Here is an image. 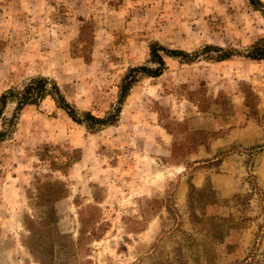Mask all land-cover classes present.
I'll return each mask as SVG.
<instances>
[{
	"label": "rangeland",
	"instance_id": "374dc122",
	"mask_svg": "<svg viewBox=\"0 0 264 264\" xmlns=\"http://www.w3.org/2000/svg\"><path fill=\"white\" fill-rule=\"evenodd\" d=\"M81 19L93 25L87 60L72 52ZM152 42L188 55L160 52L159 75L138 71L114 123L88 129L49 95L16 112L0 140V222L11 226L0 230V251L22 246L37 261L24 242L53 243L56 264H205V252L216 254L213 264H237L250 254L264 229V59L243 54L264 46V13L249 0H0V94L43 76L77 112L104 116L130 68L156 66ZM224 52L231 54L219 59ZM242 83L257 95L256 111L244 104ZM14 109L8 101L3 116ZM248 123L261 131L257 141L224 143L228 130ZM43 146L77 149L80 157L63 174L40 157ZM45 175L68 188L54 203V225L36 224L46 214L29 194ZM206 178L220 199L243 196L207 206L208 214L231 213L240 222L210 246L202 245L186 205L188 183L201 187ZM89 204L100 210L96 226L102 220L108 228L87 255V240L70 252L67 238L76 239L78 211ZM26 215L35 222L29 230ZM260 235L250 264H264Z\"/></svg>",
	"mask_w": 264,
	"mask_h": 264
},
{
	"label": "trees",
	"instance_id": "16d2710c",
	"mask_svg": "<svg viewBox=\"0 0 264 264\" xmlns=\"http://www.w3.org/2000/svg\"><path fill=\"white\" fill-rule=\"evenodd\" d=\"M251 6L254 9L260 10L264 13V4L260 0H249ZM82 23L79 26V33L77 38L72 43V52L80 54L84 59H88L90 55V46L93 39L92 22L81 19ZM213 47L219 51H223L220 47L208 46V48ZM173 56H184L188 54L182 50L167 49L158 42H152L149 45V61L156 64L154 68L149 66L141 65L130 68L118 88V96L116 105L109 111L106 112L104 116H96L90 111L77 112L75 108L70 106L66 101L62 93L60 92L57 84L47 77L38 76L31 78L28 82L24 83L18 88H9L0 94V119L2 122V129L0 130V140L6 135L8 131V126L13 124L14 118L16 117V112L21 110L25 105H37L46 95H49L56 106L63 109L67 115L77 123H83L88 129H97L98 127L104 126L106 124L114 123L119 115L121 104L123 103L125 97L133 82L136 80L137 72L142 71L144 74L150 76L159 75L164 68V60L162 54ZM230 52H224L218 58L225 59L229 57ZM243 56L250 59H264V46L251 45L249 50H247ZM188 59V58H186ZM244 95V104L250 108L257 110V95L253 92L248 84L242 83L241 88ZM8 101L15 103L14 113L11 117L6 118L3 116L4 108ZM197 135L210 136L214 135V132L209 131H195ZM40 157L46 158L50 162V166L54 170H59L65 174L70 166L78 160L80 157L79 150H62L56 146H43L41 148ZM96 186V185H94ZM97 187V186H96ZM68 193V188L66 183L60 178H52L51 175H45L44 179L36 177L33 182V189L30 190V197L34 200L36 206L43 208L45 211V219L36 222V224H51L57 223L58 218L54 208V203L66 196ZM94 199L98 200L95 193ZM243 197L240 194H234L230 199H220L217 197L216 192L211 184L209 178H206L205 183L201 187H196L192 183H188V193L186 198V205L189 220L195 231L200 233V235L206 239L202 243L204 246H210L212 244L223 242L224 239L229 235L230 231L234 228H239L240 222L234 217L233 214L228 213L223 214H208L206 212L207 206L210 205H223L227 206L231 199H240ZM174 204L166 203L165 209L171 214L174 213ZM101 214L99 207L94 204L86 205L78 211V220L80 223L78 229V235L76 239H68L67 243L69 245L68 250L71 252L78 251L82 248L83 240H87L84 250L87 255L89 252L88 244L103 235L105 230L108 228V223L102 220L96 226V222L100 220ZM35 223L29 216L26 215L24 219V225L29 230L31 227L29 225ZM28 225V226H27ZM178 226V224H176ZM264 232V229H259L257 234V239L252 246L250 254H248L242 262L237 264H250V260L253 257V253L256 250L258 239L260 234ZM58 238L66 237V235L56 232ZM35 234L30 237L33 238ZM24 245L28 248L30 254L38 261L39 264H56L54 258L53 243L48 246L37 243L35 245H29L24 242ZM233 246L228 245V251L232 249ZM205 264H213L216 259V254L213 252H205ZM88 262V260H86ZM199 263V256L196 259ZM67 260H60L59 264H68ZM58 264V263H57Z\"/></svg>",
	"mask_w": 264,
	"mask_h": 264
},
{
	"label": "crops",
	"instance_id": "0c3cea01",
	"mask_svg": "<svg viewBox=\"0 0 264 264\" xmlns=\"http://www.w3.org/2000/svg\"><path fill=\"white\" fill-rule=\"evenodd\" d=\"M249 131H253L254 134ZM261 131L257 126H254L252 123H248L247 125L243 127H237V128H231L226 133L225 137L222 139L225 142H237L241 143L243 145L251 144L255 141H257V136H259ZM250 135V136H249ZM210 178L212 181H215L216 175L210 174ZM199 179H194V184H197ZM7 223H1L0 222V230H2V234L11 228L10 224L9 226H6ZM15 225V224H14ZM16 227V226H14ZM22 251V252H21ZM0 264H39L37 261H35L33 258L30 257V255L26 252H23L22 246H19V248L14 247L13 249L2 252L0 251ZM216 264H219V261H216Z\"/></svg>",
	"mask_w": 264,
	"mask_h": 264
}]
</instances>
